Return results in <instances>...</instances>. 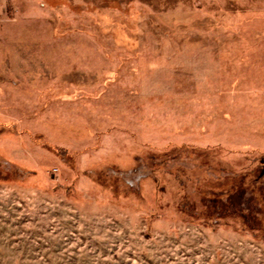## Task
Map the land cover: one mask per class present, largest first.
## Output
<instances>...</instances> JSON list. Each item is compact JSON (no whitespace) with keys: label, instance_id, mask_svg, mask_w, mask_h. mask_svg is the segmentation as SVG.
<instances>
[{"label":"rangeland","instance_id":"1","mask_svg":"<svg viewBox=\"0 0 264 264\" xmlns=\"http://www.w3.org/2000/svg\"><path fill=\"white\" fill-rule=\"evenodd\" d=\"M0 264H264V0H0Z\"/></svg>","mask_w":264,"mask_h":264}]
</instances>
